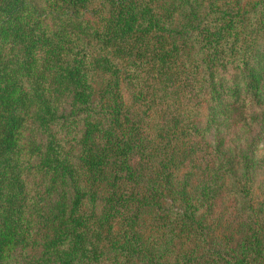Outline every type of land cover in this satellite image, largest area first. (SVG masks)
<instances>
[{
	"label": "trees",
	"instance_id": "16d2710c",
	"mask_svg": "<svg viewBox=\"0 0 264 264\" xmlns=\"http://www.w3.org/2000/svg\"><path fill=\"white\" fill-rule=\"evenodd\" d=\"M0 264H264V0H0Z\"/></svg>",
	"mask_w": 264,
	"mask_h": 264
}]
</instances>
